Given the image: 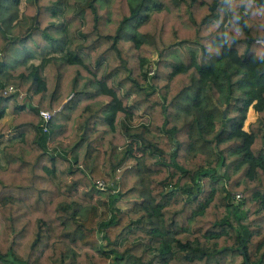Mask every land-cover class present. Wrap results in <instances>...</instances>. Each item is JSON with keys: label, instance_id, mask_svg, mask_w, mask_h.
Returning a JSON list of instances; mask_svg holds the SVG:
<instances>
[{"label": "trees", "instance_id": "obj_1", "mask_svg": "<svg viewBox=\"0 0 264 264\" xmlns=\"http://www.w3.org/2000/svg\"><path fill=\"white\" fill-rule=\"evenodd\" d=\"M10 127L0 264H264V0H0Z\"/></svg>", "mask_w": 264, "mask_h": 264}, {"label": "rangeland", "instance_id": "obj_2", "mask_svg": "<svg viewBox=\"0 0 264 264\" xmlns=\"http://www.w3.org/2000/svg\"><path fill=\"white\" fill-rule=\"evenodd\" d=\"M156 59H157L156 52L153 51L151 53V55L146 59L144 65H143V68L145 69V71H147L149 68H152V67L154 68V62ZM5 85H8V84H5ZM5 85H3L2 87H4ZM13 87L16 89L15 92L17 91V93L15 94V98L17 99V101L22 102V103H26L28 100H27L26 96L24 95V93L19 91L15 85H13ZM15 92H8V93H15ZM254 114H255V112L253 111L252 107L249 106L247 111H246L245 119L243 121V127L244 128H246V123L254 118ZM10 118H11V114L6 110L4 112V115L1 118V120L8 123L10 121ZM146 120H147V116L145 114L138 113V114H135L131 117L130 124L136 125L139 123H145ZM15 136H16V131L10 127L6 132H4L0 136V149H1L2 145L6 144L7 142H10ZM133 153L134 154L137 153V151L134 148H133ZM0 158H1V150H0ZM133 163H134V159L132 157L125 158L123 160L122 164H120L119 166H117L114 169V174L111 177V181L117 180L122 169L124 167L132 165ZM106 183H107V185H109L110 181H108ZM234 199H235V196L232 198V200L235 201ZM114 206L118 207L119 209H124V208H126L127 204L116 200L114 202ZM239 259L240 258L238 256L233 257V261H238Z\"/></svg>", "mask_w": 264, "mask_h": 264}, {"label": "built area", "instance_id": "obj_3", "mask_svg": "<svg viewBox=\"0 0 264 264\" xmlns=\"http://www.w3.org/2000/svg\"><path fill=\"white\" fill-rule=\"evenodd\" d=\"M152 71H153V67L152 68H149L147 71H146V73L147 74H151L152 73ZM15 88L13 87V85H5L3 88H2V91H3V93H8V92H15ZM38 113H39V115H40V117L42 118V120L44 121V122H46L49 118H50V115H51V113L48 111V110H46V109H40L39 111H38ZM46 129V127H45V125H43L42 126V130H45ZM112 182H114L113 180H112ZM106 186H107V183L106 182H104V181H102V180H97L96 181V187L99 189V190H103L104 188H106ZM236 197L238 196V194L237 195H235Z\"/></svg>", "mask_w": 264, "mask_h": 264}, {"label": "water", "instance_id": "obj_4", "mask_svg": "<svg viewBox=\"0 0 264 264\" xmlns=\"http://www.w3.org/2000/svg\"><path fill=\"white\" fill-rule=\"evenodd\" d=\"M223 116H224V112H223V114H222Z\"/></svg>", "mask_w": 264, "mask_h": 264}]
</instances>
